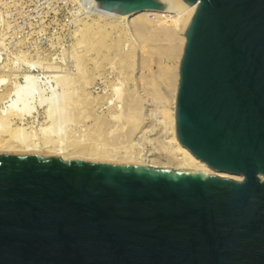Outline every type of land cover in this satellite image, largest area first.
<instances>
[{"label": "water", "instance_id": "obj_1", "mask_svg": "<svg viewBox=\"0 0 264 264\" xmlns=\"http://www.w3.org/2000/svg\"><path fill=\"white\" fill-rule=\"evenodd\" d=\"M194 12L179 67L190 169L0 151V264H264V0H93Z\"/></svg>", "mask_w": 264, "mask_h": 264}, {"label": "rangeland", "instance_id": "obj_2", "mask_svg": "<svg viewBox=\"0 0 264 264\" xmlns=\"http://www.w3.org/2000/svg\"><path fill=\"white\" fill-rule=\"evenodd\" d=\"M89 5V0H0V76L7 78L10 83H21L24 82L22 75L26 71L31 70L39 75L48 67L46 70L53 73L49 72L47 76L52 77L40 78L39 81L42 87L49 83L46 88L50 89L46 91V95L55 87L58 94L66 91L75 100L73 106L68 107L71 108L67 110V114L65 112L67 118L70 117V120L67 119V126L61 123L51 129L50 122L46 120L45 109L40 107L33 115L35 119L25 121L24 128H27V132L33 131L36 138L34 140L40 142L41 129L48 127L47 132L51 133V137L67 138V143L62 147L66 146L68 153L70 150V153L74 151V147H71L74 143L84 147L83 144L87 142L88 145L92 141L95 146L99 144V148H110L107 152L118 157L125 155L127 151L132 154H152L149 159L155 162L154 165L167 164L174 170L176 161L168 157L169 154H166L163 147L168 140L166 134L169 120L165 119V114L173 107L176 84L174 73L178 59L172 57L170 44L164 37H140L134 32L126 34L121 31L123 26L117 32L106 28L99 35L93 30L85 38L82 31L84 25L86 27V24H92L99 17L93 10L94 7ZM126 22L124 25L128 27ZM112 31L116 32V36H113ZM109 36L113 38L110 39ZM53 75L68 80H65L69 84L67 90H63L58 84L60 79L55 80ZM132 113L140 118L139 127L134 131L133 122L128 123V116ZM114 115L116 119L118 116L119 121L115 120ZM94 137H97L98 142ZM73 138L74 141L78 140L73 143ZM81 138L82 142L86 139L82 146V142L77 143ZM109 144L111 145L107 146ZM112 145L120 150H115ZM125 145L127 150L123 148ZM131 146L133 149L128 150Z\"/></svg>", "mask_w": 264, "mask_h": 264}, {"label": "bare ground", "instance_id": "obj_3", "mask_svg": "<svg viewBox=\"0 0 264 264\" xmlns=\"http://www.w3.org/2000/svg\"><path fill=\"white\" fill-rule=\"evenodd\" d=\"M89 3H90L89 6L92 5V7H94L93 10L96 12L97 16H99V17H98V19H96L97 21H93L92 24H90V25L86 24V27L84 25V28H83L84 30L82 29V31H83L85 38L90 36L91 32L93 30H95L97 34L98 33L101 34L102 31H106L105 30L106 28H110V30L111 29L116 30V32H117V29L123 26L121 31L126 33V34L127 33L130 34V33L134 32L135 35L137 34L136 36L139 35L140 37H144V36H146V37L151 36L154 38L158 37V36L164 37L166 39V42L168 41L170 44L169 49H170L172 57L173 58L175 57L178 59V64L176 67L177 70L174 73L175 74L174 78L176 79V84H175V88L173 91L174 92L173 103H172L173 107L169 113L165 114V116L167 117L165 119L169 120V122H168L169 126H167L168 130H167V134H166V135H168V140L165 141L164 147L162 146L164 148V150L166 151V154L167 153L169 154V155L167 154L168 157L176 161L177 165L175 164L176 166H175L174 170H181V169L197 170V171L204 172L207 175H217L220 178H226V179L234 180L237 182H241L243 180L242 176H236V175H232V174H228V173H224V172H219V171H216V170L209 168L207 165H205L204 163H202L201 161L196 159L188 150H186L179 143V141L177 140V137H176L175 125H174V112H175V99H176L177 88H178V83H179V67H180V62H181V59L183 56L184 47H185V43H186L187 31H188L189 24H190V21H191L193 12H194L193 6H189L180 14H178L176 12H168V11L146 10V11H142V12H138V13H134V14H130V15H120V14L104 11V10L100 9L99 7L94 6L93 0H89ZM100 20H102L104 23H101L102 21H100ZM126 21L128 22V27L125 26ZM114 32L112 31V33H114ZM114 34H113V36H116V34L115 35ZM121 35H122V33L120 34V36ZM110 36H112V34H110ZM127 37H129V36H127ZM112 38L110 37V39H112ZM122 38H124V37H122ZM98 39H99V37H98ZM122 40L124 41V39H122ZM163 41H165V40H163ZM152 42L153 41H151V43ZM179 44H180V46H179ZM167 51H168V49H167ZM97 52H98V50H97ZM32 65H35V64H31V66ZM121 65H123V64H121ZM45 68L48 70V67H45ZM46 69L44 72H42V74H39V75L35 74L31 70L26 71L22 75V80H24V82H21V83H10V81L7 78L0 76V151L46 152V153H51V154H54L56 156H59V158L62 159L63 161H67L68 159H90V160H99V161L116 162V163H137V164H143L144 166L149 167V168H170L169 166H167V164L166 165L160 164L162 166L154 165L155 162L151 161L152 159H149L150 157H152V154H149V155L148 154H140L141 152H139V154L138 153L132 154L131 151H127L128 153L125 152V155L118 157L117 155H112L111 150H110L111 153L107 152L110 148L109 149H107L108 147L106 149L104 147L99 148L98 147L99 144L97 146H95V144L92 143V141H90V140H89L90 142L88 141L89 142L88 145H87V142L85 143V145H86L85 146L83 144V142L86 141V139H84L82 142V138L80 139V142L79 141L77 142V143L82 142L81 146L83 144L84 147H80V146H78V144L75 145L76 143H74L79 139L77 136H74V137H76L78 139H76L74 141V138H73V140H72L74 145L70 144L71 147H74V151L72 153H70V151H71L70 150L68 153V152H66V150H67V148H65L66 146L62 147V145H65L67 138H66V140H64L63 137L58 138V139L51 137V135H50L51 133L49 134L47 132V130L49 131V129H47L48 127L41 129V133H40L42 135L41 140H40V142H36L34 140V139H36V138H34L35 135H33V133H32L33 131L27 132L26 131L27 128H24V126L26 125L25 121L28 120L29 118L35 119V117H33V115L36 113V111H38V109L40 107H44L45 115L47 118L46 120L50 122L49 127L51 126V129H54L53 126H57L58 124L60 125L61 123H65V125L67 126L68 123L66 124V122H67V119L70 120L69 119L70 117L67 118V116L65 115V112L67 114V110L71 108V107L70 108H68V107L71 105L73 106L74 101H75V100L73 101V95H71L70 93L67 94L66 91L62 92L61 94H58L59 92L57 93L55 91L56 90V89H54L55 87L49 91V94L46 95V91L50 89V88L49 89L46 88V86L49 85V83L48 84L46 83L45 87L44 86L42 87V85L39 82L40 78L45 77L46 79H50L52 77V75H51V77L47 76L48 75L47 73H49V72L53 73V72H51V71L48 72ZM55 76L53 77L55 80L60 79V80H58V82L60 81L58 84H60L63 87V90H67V87L69 85L68 82L65 81L67 79L63 80L64 77L60 78V76H59V78H58L57 76L56 77ZM119 92H121V91H119ZM74 95H75V91H74ZM121 97H123V96H121ZM76 99H77V96H76ZM79 100H80V98H79ZM76 107H77V105H76ZM77 109H79V108H77ZM83 109H86V107ZM114 117H115V120L118 119V116H117V119H116L115 115H114ZM96 119H98V118H96ZM139 119H140L139 116L134 115V113H132L131 115L128 116V123H131V121L133 122V125H132L133 130L132 131H134V129H137L139 127ZM16 121H17V123H16ZM118 121H119V119H118ZM99 122H100V120H98V123ZM113 124H115V123H113ZM119 124H121V123L119 122ZM98 125H97V127H99ZM95 126H96V122H95ZM62 127H63V125H62ZM125 127H127V126H125ZM103 128H104V126H103ZM108 129H110V128H108ZM121 129H123V127ZM123 130H125V129H123ZM53 131H51V132H53ZM96 131L99 132V130H97V129H96ZM102 131H104V129ZM115 131H117V130H115ZM101 132H100V134H101ZM123 132L125 133V131H123ZM139 132L141 133L142 130H140ZM115 134L117 135V133H115ZM59 135H61V134H59ZM64 135H66V133H64ZM55 136H56V134H55ZM118 136H119V134H118ZM88 137H85V138H88ZM95 139L98 142L97 137ZM111 140H113V139H111ZM118 140H119V138H118ZM108 141H110V140L108 139ZM119 141H121V140H119ZM124 141H126V140L124 139ZM101 142H102V140H101ZM127 142H129V141H127ZM149 142H151V141H149ZM70 143H72L71 140H70ZM123 143H125V142H123ZM123 143L121 145H123ZM117 144L118 143H116V145ZM110 145L111 144H109L107 146H110ZM67 146H68V144H67ZM103 146H104V144H103ZM113 146L114 145H112V147ZM126 146L127 145H125V147L123 146V148L126 149L127 148ZM132 146H133V142H132ZM132 146L128 147V150H130V148L133 149L134 146H133V148H132ZM68 147H70V146H68ZM113 148L115 150L119 149V148H115V146ZM120 148H122V147H120ZM72 150H73V148H72ZM126 150H124V151H126ZM112 151H113V149H112ZM136 151L138 152V150H136ZM113 152H116V151H113ZM260 178H261V180L264 181V177H260Z\"/></svg>", "mask_w": 264, "mask_h": 264}]
</instances>
